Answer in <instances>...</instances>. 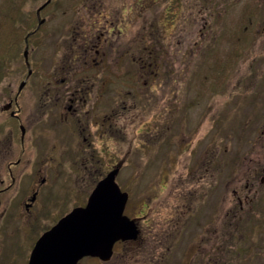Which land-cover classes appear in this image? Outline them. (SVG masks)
Segmentation results:
<instances>
[{"label":"flooded vegetation","instance_id":"af4514ba","mask_svg":"<svg viewBox=\"0 0 264 264\" xmlns=\"http://www.w3.org/2000/svg\"><path fill=\"white\" fill-rule=\"evenodd\" d=\"M167 1L0 0V230L28 229L46 210H56L51 205L59 207L69 198L71 181H84L94 171L99 176L91 193L118 168L117 183L120 164L143 160L154 138L165 148L169 138L174 144L165 163L182 157L178 132L184 128L191 130L187 149L199 150L202 138L193 137L203 125L198 120L186 124L183 118L180 52L186 42L193 56L206 29L191 33L178 22L176 28L154 29L145 10ZM171 1L179 10L180 2ZM199 1L187 0L192 8ZM136 20L144 23L138 36ZM123 79L128 80L120 85ZM207 126L205 136L214 119ZM206 148V155L195 160V171L177 173L169 188L163 168L157 189L155 184L144 189L141 206L131 215L129 189L137 183L130 173L128 188L118 186L128 195L123 214L135 223L137 238L115 242L106 261L83 257L79 264L86 259L99 264H264V168L250 170L244 156L239 186L231 188L229 182L217 192L215 149L211 143ZM35 163L36 172L22 170ZM104 163H110L107 171ZM89 196L62 215L53 213L43 234L84 207Z\"/></svg>","mask_w":264,"mask_h":264},{"label":"rangeland","instance_id":"374dc122","mask_svg":"<svg viewBox=\"0 0 264 264\" xmlns=\"http://www.w3.org/2000/svg\"><path fill=\"white\" fill-rule=\"evenodd\" d=\"M177 1L181 6L177 11L171 0L151 4L145 11L147 19L155 24L154 29L176 28L177 22L178 27H188L191 33L196 28L206 29L204 39L199 42L193 56L189 52L190 45L186 42L182 43L183 54L180 52L183 72L179 85L185 95L183 118L186 124H194L198 120V124L203 125L199 126L198 132L194 131L193 137L194 141L200 137L202 139L199 140V150L192 147L189 151L186 136L191 130L184 128L185 131L178 132L181 140L183 137L182 157L178 159V163L168 161L166 164L164 159L175 150L174 144L170 143L169 138V144L165 148V143H160L161 139L153 137L151 143L154 144L148 147L151 151L149 154L145 151L147 154L143 160L120 164L118 185L126 190L130 173H133L137 183L129 189L131 200L127 210L130 215L138 212L136 210H139L142 203L139 196L146 193L143 192L144 189H151L154 184L153 188L157 189L163 168V173L168 174L169 188L177 173L195 171V160L206 155L208 143L215 149L213 168L216 182L214 188L217 192L229 182L231 188L239 186L238 179L244 171V156H248L250 170L257 165L264 168V33H261L264 29V0H214L213 4L200 0L194 3L193 8L187 0ZM198 11V19L195 20ZM211 12L215 16H211ZM143 28L144 23L136 20V36L144 32ZM126 80L128 79L119 80L120 85ZM131 83L129 81L125 84ZM211 119H214V126L209 135L205 136ZM260 136L263 142L257 144L254 141ZM124 148L125 145H121V151ZM109 164L104 163V171H107ZM37 165H23L22 170L36 172ZM98 176L94 171L92 175L85 176L84 181H71L73 191L69 198L66 197L68 195H63L65 199L59 197V201L63 199L60 206L57 207L59 203L51 205L56 210H46L44 218L32 222L28 229L13 224L9 229L2 228L0 264H25L34 242L43 234V226L49 224L45 222L52 219L53 213L57 217L67 209L86 202ZM46 202L45 207H49ZM255 230V227L249 229L248 235L254 234ZM133 253L137 255V249ZM82 263L99 264L94 259H86Z\"/></svg>","mask_w":264,"mask_h":264},{"label":"water","instance_id":"95a60500","mask_svg":"<svg viewBox=\"0 0 264 264\" xmlns=\"http://www.w3.org/2000/svg\"><path fill=\"white\" fill-rule=\"evenodd\" d=\"M118 168L101 180L84 207L61 218L36 242L28 264H79L83 257L108 260L118 240H134L138 230L125 216L128 195L115 182Z\"/></svg>","mask_w":264,"mask_h":264}]
</instances>
